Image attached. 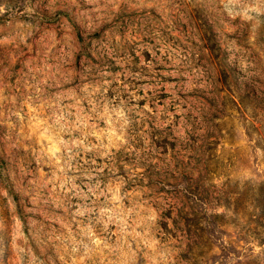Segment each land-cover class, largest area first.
I'll return each mask as SVG.
<instances>
[{"label": "rangeland", "instance_id": "1", "mask_svg": "<svg viewBox=\"0 0 264 264\" xmlns=\"http://www.w3.org/2000/svg\"><path fill=\"white\" fill-rule=\"evenodd\" d=\"M0 264H264V0H0Z\"/></svg>", "mask_w": 264, "mask_h": 264}]
</instances>
